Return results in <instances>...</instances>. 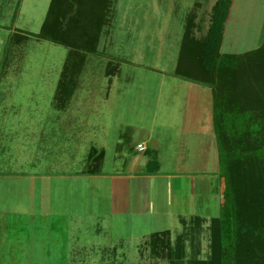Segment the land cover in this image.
Instances as JSON below:
<instances>
[{"label": "rangeland", "instance_id": "1", "mask_svg": "<svg viewBox=\"0 0 264 264\" xmlns=\"http://www.w3.org/2000/svg\"><path fill=\"white\" fill-rule=\"evenodd\" d=\"M50 1L21 0L17 14L19 0H0V264H195L209 260L211 217L220 215L223 203L217 190L205 200L200 198V204L198 199L188 202L190 195L184 197L178 201L179 213L174 211L178 216L169 214V219L165 204L156 210L158 216L146 209L142 217H122L110 213L106 182L96 188L68 181L59 186L56 179L41 208L33 200L27 203L28 188L22 185L23 180L12 182L10 162L14 158L16 166L41 174L86 171L98 156H89L90 150H64L67 146L74 148L79 141L86 149L93 136L100 144L102 132L110 135L109 143L121 134L122 146L129 141L136 146L134 133L144 139L148 132L161 136L162 131L166 132L162 141L166 150H162V160L159 153L152 159L171 172L178 153L187 162L190 150H170L180 149L186 140L178 117L184 116L189 97L188 83L181 81L175 70L190 21L196 38L206 35L217 0H115L100 48L86 54L77 90L65 109L57 107L55 96L68 49L33 36L40 31ZM17 31L30 37L7 46L8 35ZM263 44L264 0H232L221 51L239 55L254 51L255 55L250 57L244 76L238 70L225 80L219 90L222 101L231 103L232 91L249 89L239 95L238 107L264 109V54L258 52ZM191 60L188 55L184 65L189 66ZM167 106H175L178 119L168 131L159 127L166 125L163 117H169V123L175 118L171 111L166 112ZM154 118L155 129L151 127ZM191 137L193 142H201L198 136ZM112 144L100 163L102 173L111 175L122 173L127 157L125 150H116ZM43 150L51 152L44 155ZM129 153L127 158L136 150ZM32 161L35 166L30 165ZM205 165L211 184L222 182L219 162ZM12 183L23 186L20 194ZM208 214L211 217L205 219ZM200 217L205 219L203 224L191 228ZM165 230L171 231V247L180 244L181 258L169 257L160 247L156 251L151 248L154 234Z\"/></svg>", "mask_w": 264, "mask_h": 264}, {"label": "trees", "instance_id": "2", "mask_svg": "<svg viewBox=\"0 0 264 264\" xmlns=\"http://www.w3.org/2000/svg\"><path fill=\"white\" fill-rule=\"evenodd\" d=\"M114 1L51 0L40 31L32 34L39 40L68 49L55 96L59 109L66 108L77 90L86 54L99 50ZM20 3L21 0L17 14ZM231 6L232 0H217L209 29L201 38L192 34L194 24L190 21L175 70L178 77L212 90L220 175L226 186L220 215L211 219V256L209 260L195 264H264V109L242 110L238 107L239 95H244L247 89L245 92L244 89L236 91L239 93L232 91L231 103L222 101L223 94L219 93L226 84L225 80H229L235 71L240 70L244 76L250 57L255 55L254 51L243 55L221 51ZM29 37L18 31L12 32L6 45L11 47L14 41L20 43ZM258 50L263 55L264 44ZM188 55L192 57L189 66L184 65ZM94 155H97L95 150L90 153L91 157ZM196 220V225L191 228L200 227L205 221ZM169 235V230L154 234L149 241L151 248L156 251L155 248L160 247L162 251H168L169 257L179 259L182 255L180 244L171 247Z\"/></svg>", "mask_w": 264, "mask_h": 264}, {"label": "crops", "instance_id": "3", "mask_svg": "<svg viewBox=\"0 0 264 264\" xmlns=\"http://www.w3.org/2000/svg\"><path fill=\"white\" fill-rule=\"evenodd\" d=\"M178 78L182 79L181 81L188 83L187 94L189 97L186 102L187 110L184 116L178 117L181 122V125L179 126L180 133H185L184 138L186 140L180 149H174V147H171L170 150H190L191 156L187 162H184L182 153L181 155L178 153V163L175 164L176 168L174 172H171V170H166L159 167L157 162L152 159V155L157 153L160 154L161 159L162 155L164 154L162 150H166L162 146V141L166 137L165 131L160 133L161 136H154L152 135V132H148V135L144 139H139L138 134L134 133L136 134V146L134 145L135 148H133V143H130V141L127 143V145L122 146L123 144L121 143V134L116 136V141L113 144L109 143L108 140L110 135L107 137V134L102 132L100 144L95 142L96 137L93 136L91 138L93 141L87 142L86 149L83 148L79 141L78 143L75 142L76 146L74 148L73 146H67V148L64 149L90 150L88 151L89 156L90 153L95 150L96 154L99 156V159H94L92 162L94 166L86 171L73 170L70 173L64 172L54 175L49 173L41 174V171H37L39 173L33 172L28 170L27 167L24 168V165L21 167H19L20 165L16 166L15 164L18 163L16 159H11L10 178L13 179L12 182L23 180L22 185L28 188L29 198L27 203L30 204L33 200L34 205L38 203V207L42 208V204L45 201L46 192L56 179L59 181V186H61L63 181H68L80 187H83L84 185H90L96 188V186H103V182H106L108 184V202L110 206V213L112 215L119 214V216L122 215V217H124V215L127 216V214H132L136 217H142V214L146 209L149 210L148 213L154 212V216H158L159 208L162 207V204H165L166 211L168 210L166 215L169 219V214L175 213L174 215H177L176 212L179 213L178 210L180 205L178 204V201L181 202L184 197L190 195L188 202L198 199L197 204H200V198L205 200L212 190H217V197L219 200H222L224 192L222 190L225 186L224 179L220 177L222 182L218 183V185H216L214 182L211 184V180L208 179V176L205 173V169H207L205 164L209 163L210 161L214 162L215 164H218L219 162L218 143L216 133L214 131V103L212 90L210 87L204 86L194 81H189L183 77ZM81 104L82 102L79 101L78 105ZM168 111H171L174 117L177 114V109H175V106L174 109L171 106H167L166 112ZM101 112L103 113V110ZM166 118L170 119L166 116L163 117V119H165L166 125H161L159 127L163 130L166 128V131H168V129L173 130V126L177 125V117L171 120V123L166 122ZM151 127L154 129L158 127L156 125L155 118L151 121ZM108 132L110 133L109 130ZM191 135L198 136L201 142L199 143L198 140L196 143L193 142ZM105 140H107V143ZM187 140L189 141V144L186 146ZM111 144L116 150H120L121 152L125 150L127 157L130 154V150H136L135 154H132L129 158L126 157L124 160V164H122V173H114L113 175L110 173H102V169H100L102 155L105 154L106 150H109ZM139 145L145 146L146 150L141 151L138 148ZM60 150L61 148L54 151L57 153ZM48 151L51 152V150H43V154H48ZM196 151L199 152V155L196 153ZM204 151L205 153L203 155L201 152ZM207 156H209L210 159L207 158ZM95 163L98 165L96 166ZM30 165L35 166L34 161H32ZM198 165L202 166V168H198ZM89 171L92 173H89ZM98 181L101 183L98 184ZM12 185L16 186V194H20L19 191L22 190L21 188L23 186H17L19 183H12ZM186 187H188L189 190L187 193L185 191ZM100 189L101 187L98 188L95 193L98 194ZM31 194L33 195V199L31 198ZM76 195H78V192ZM37 196H39L38 199ZM157 209L158 212L156 211ZM206 209L207 212H210L209 203ZM59 215L62 214L59 213ZM209 216L211 217L209 214L206 215L205 219H209ZM181 223L183 222L181 221ZM41 230L42 229L40 228L39 231Z\"/></svg>", "mask_w": 264, "mask_h": 264}, {"label": "built area", "instance_id": "4", "mask_svg": "<svg viewBox=\"0 0 264 264\" xmlns=\"http://www.w3.org/2000/svg\"><path fill=\"white\" fill-rule=\"evenodd\" d=\"M138 148H139L141 151L146 150V147L143 146V145H139Z\"/></svg>", "mask_w": 264, "mask_h": 264}, {"label": "water", "instance_id": "5", "mask_svg": "<svg viewBox=\"0 0 264 264\" xmlns=\"http://www.w3.org/2000/svg\"><path fill=\"white\" fill-rule=\"evenodd\" d=\"M224 188H226V186H224ZM224 197V196H223Z\"/></svg>", "mask_w": 264, "mask_h": 264}]
</instances>
